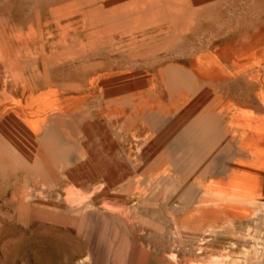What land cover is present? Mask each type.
<instances>
[{
	"label": "bare ground",
	"instance_id": "obj_1",
	"mask_svg": "<svg viewBox=\"0 0 264 264\" xmlns=\"http://www.w3.org/2000/svg\"><path fill=\"white\" fill-rule=\"evenodd\" d=\"M229 1L233 0H113L107 3L109 8L86 5L83 9L89 19L92 17L93 23L90 29L89 22L84 33L78 30L74 5L56 1L43 10L39 20L41 28L36 31L38 35L32 37V51L29 50L31 57L28 63L34 68L31 77L46 83L52 80V76L59 77L58 69H64V75L68 76L64 98L58 107L51 110L43 109L50 105V99L38 104L36 109L33 108L34 99L28 106L18 99L15 105L0 111V126L4 127L0 128V181H9L6 192L12 189L16 193V184L23 176L29 181L47 157L68 172L66 161L79 153L88 156L97 154L108 184L113 187L117 173L115 164L120 158H131L133 151L117 152V138L108 133L105 138L95 136L90 140L94 128L91 120L106 113L109 121L105 128H129L135 137L145 131L148 133L146 141L151 145H154L159 133H167L174 128L177 103L172 99L169 76L165 74L171 64L169 54L172 50L162 45L167 34L179 40L187 39L189 50L194 55L225 43L218 50L219 58L225 62L231 59L235 49L257 45L264 47V3L255 7L256 11L262 9L261 14L240 30L235 24L226 25L222 21L225 4ZM64 21L66 24L62 25ZM159 27H166L168 31L158 30ZM61 28L66 36L64 44L60 38L53 41L54 49L46 48L41 42L43 36L46 33L55 35ZM225 31L222 39L205 43L208 35L216 36ZM0 47L5 53L11 47L6 31L2 30ZM10 61L18 65L13 56ZM198 62L202 63V68L199 74H195L198 86L194 94L197 101L191 110L203 127L187 130L201 148L207 147L210 152L223 149L229 141L225 128H217L218 121L211 110L251 106L255 112H264V61L251 70L238 68L235 71L223 69L219 64L221 61L209 54L205 59L199 58ZM91 74L98 75V83L92 81L90 86ZM90 95L93 96V103L100 107L90 109ZM27 125H31L32 129ZM218 131L223 132L216 134ZM254 138L264 145V134ZM243 139L232 138L231 141L236 143ZM155 152L154 147L152 155ZM11 155L18 159L14 167L8 163ZM201 177L202 174L196 175L194 182L201 183ZM252 179L259 184L260 175L255 173ZM217 184L222 193L216 195L214 207L198 205L185 209L173 228L171 244L166 248H157L159 256L156 264H198L194 263L198 253L207 255V263L202 264H264V249L259 247L258 241L251 255L245 240L243 258L235 256L240 245L238 239L230 245L219 243L220 231L237 234L245 226L246 221L241 218L225 226L219 225L217 219L222 211L232 218L236 216V208L247 207L256 190L248 173L232 181V190L223 192L225 189ZM110 196L113 199L109 215L122 217L119 200L112 192ZM82 197L74 190L65 194L66 203L72 207L80 206L86 199L97 205L95 196L89 194L84 200ZM45 199L41 195L36 203L27 200L28 212L44 208L38 207ZM195 201L204 200L196 197ZM54 217L58 219L56 215ZM247 234L255 235L251 227H248ZM26 235L19 253L32 252L35 264H66L64 257L71 253V247L58 235ZM185 240H192L193 246H184ZM81 260L76 264H81ZM92 264H100V261L96 258Z\"/></svg>",
	"mask_w": 264,
	"mask_h": 264
},
{
	"label": "rangeland",
	"instance_id": "obj_2",
	"mask_svg": "<svg viewBox=\"0 0 264 264\" xmlns=\"http://www.w3.org/2000/svg\"><path fill=\"white\" fill-rule=\"evenodd\" d=\"M56 1L74 5L78 30L84 33L89 22L91 29L93 19L91 16L89 19L83 7L109 8L107 3L113 0H0V30L6 31L11 42L9 52L5 53L0 47V111L9 109L18 99L27 106L34 99V109L50 99V105L43 108L47 110L58 107L63 100L68 77L64 75V69L57 70V79L52 76V80L44 83L31 77L34 68L28 63L31 57L29 50L32 51L31 40L38 35L36 31H39L42 12ZM259 3H264V0L229 1L225 4L222 21L226 25L232 23L238 29H244L261 14L262 9H255ZM65 24L64 21L62 25ZM157 29L168 31L166 27ZM62 31L61 28L55 35L46 33L41 42L48 49H54L53 41L60 38L64 44L66 36ZM226 32L208 35L205 43L222 39ZM166 36L162 45L169 46L172 53L169 54L171 64L165 74L169 76L172 99L177 103L174 128L167 133H159L154 145H151L146 141L148 133L145 131L135 137L129 128H105L109 121L106 113L93 118L90 140L95 136L105 138L108 133L117 138V152L133 151L131 158H120L115 164L117 173L113 187L108 184L99 156L82 153L66 161L68 172L47 157L29 181L23 176L16 184V193L12 189L7 193L9 181H0V264H35L32 252L19 253V247L25 244L26 234L30 233L62 238L71 247V253L64 257L66 264H76L80 259L81 264H92L96 258L100 264H156L158 249L171 244L173 228L184 210L198 205L214 207L216 195L222 193L215 183L225 189L223 192L232 190V181L242 178L245 172L256 188L255 195L250 198L247 207L235 209V217L230 218L222 211L217 219L219 225L225 226L241 218L246 221L245 226L237 234L220 231L219 243L230 245L238 239L237 258H243L246 252L245 240L251 255L255 252L254 244L257 241L259 247L264 249V145L254 138L264 134V112H255L251 106L231 110L217 107L211 110L218 121L217 128H225L229 138L223 149L209 152L207 147L201 148L187 130L203 127L191 110L197 101L194 94L198 86L195 74H199L202 68L198 59H205L209 54L217 57L225 70H251L264 61V47L257 45L235 49L231 59L225 62L218 56V50L225 43L194 55L189 50L187 39L179 40L172 34ZM12 56L18 65L10 61ZM97 77L96 74L90 75V86L92 81L98 83ZM96 107L100 106L93 103V96L90 95V109ZM27 127L32 129L31 125ZM219 132L223 131L216 134ZM243 137L240 142L231 141L232 138ZM154 147L156 152L152 155ZM8 163L14 167L18 164L17 157L11 155ZM164 173L167 175L164 176ZM255 173L260 175L259 184L252 179ZM198 174H202L201 183L194 182ZM69 190L82 194L83 200L89 194L95 196L97 205L91 200L89 203V199L82 201L80 206L68 205L65 194ZM111 192L121 204L120 218H113L108 213L111 212L110 201L113 199ZM41 195L46 199L39 203L38 208L45 207L29 213L27 200L36 203ZM196 197L204 201L196 202ZM248 227L255 235L247 234ZM183 244L187 248L193 246L192 240H185ZM198 254L194 263H207V255Z\"/></svg>",
	"mask_w": 264,
	"mask_h": 264
}]
</instances>
